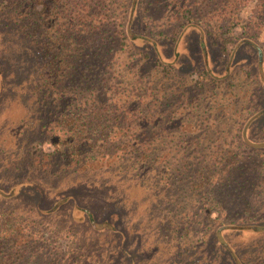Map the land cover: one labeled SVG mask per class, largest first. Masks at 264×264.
Masks as SVG:
<instances>
[{
	"label": "rangeland",
	"instance_id": "obj_1",
	"mask_svg": "<svg viewBox=\"0 0 264 264\" xmlns=\"http://www.w3.org/2000/svg\"><path fill=\"white\" fill-rule=\"evenodd\" d=\"M11 1L0 239L17 263L264 264L259 0H38L36 31ZM59 42L107 65L58 79Z\"/></svg>",
	"mask_w": 264,
	"mask_h": 264
},
{
	"label": "trees",
	"instance_id": "obj_2",
	"mask_svg": "<svg viewBox=\"0 0 264 264\" xmlns=\"http://www.w3.org/2000/svg\"><path fill=\"white\" fill-rule=\"evenodd\" d=\"M38 0H12L11 5L8 3V7H10L14 14H16L15 21L20 23L21 28L24 31H36V23H35V7L36 2ZM45 1V0H44ZM259 4L264 8V0H259ZM43 13L45 16L49 15L50 6L44 5ZM10 10V9H9ZM44 16V17H45ZM59 39H57L58 42ZM74 40L73 38L71 41ZM63 42V41H62ZM59 42L60 51H54L52 55H50V60L55 62V70L56 76L58 79L65 77L67 73L65 72L64 64L68 61L75 63L76 65L80 63L83 68H97L99 66L107 65L103 63L105 59L107 60L108 50L100 49L96 47L95 50H87L85 46L79 47L77 45L75 48L64 49L65 44ZM91 49V48H90ZM75 76V74H72ZM135 149V147H134ZM139 150V148H136ZM149 149V148H148ZM147 150V148H146ZM145 149L141 155L143 157H148L149 153ZM1 237V235H0ZM12 245V244H11ZM6 243L4 239H0V264H18L17 259L20 257H14L15 252L11 250L5 249Z\"/></svg>",
	"mask_w": 264,
	"mask_h": 264
}]
</instances>
